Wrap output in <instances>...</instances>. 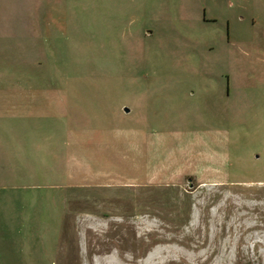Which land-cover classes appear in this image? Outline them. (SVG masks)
Segmentation results:
<instances>
[{"label": "rangeland", "instance_id": "obj_1", "mask_svg": "<svg viewBox=\"0 0 264 264\" xmlns=\"http://www.w3.org/2000/svg\"><path fill=\"white\" fill-rule=\"evenodd\" d=\"M251 99L264 108V0H0L11 264H264ZM231 103L233 153L261 162L235 158L229 182L150 178L161 152L212 168Z\"/></svg>", "mask_w": 264, "mask_h": 264}, {"label": "crops", "instance_id": "obj_2", "mask_svg": "<svg viewBox=\"0 0 264 264\" xmlns=\"http://www.w3.org/2000/svg\"><path fill=\"white\" fill-rule=\"evenodd\" d=\"M228 92L226 94L227 97H229V88L227 86ZM247 99L248 95H247ZM251 104V107H247L246 114L247 116H253V112L259 114L262 113L264 115V108H256L253 105V99L250 100L249 102ZM248 106V105H247ZM235 107V108H234ZM231 116L229 120L227 119V127L220 128L217 131H220V133L223 135L221 137H216L217 141L212 145V147L206 148L203 147V151H205L207 161L206 163H212V168L210 167L209 170L208 167L205 169H196L197 167H191V163H184L182 168H179V161L174 162L172 159L169 160H162V152L160 153L161 158H157L155 163L149 162L150 165L153 167L156 165V169L152 172V176L150 177L152 180L155 179H168V180H173V179H178V180H184L185 178L188 179H194V180H202L205 181V179H208L210 177L202 176V177H197V175H204V172L211 174L212 177L211 179L214 180V182H229L232 181L231 176V166L233 164V160L236 158H240L242 161H247V164H254L257 162H261L260 155L255 154L254 152L249 153V151H245L246 154H242L239 156H236V154L233 153L232 151V143L233 140L236 139V136L238 138V128H237V121L239 119L238 113H237V106L236 104H232L229 108V113ZM261 115V114H260ZM235 123V126H232V123ZM8 131V128H5V132ZM10 132H12L10 130ZM226 136V137H225ZM223 137H225L223 139ZM199 154V153H198ZM12 156V154L10 155ZM10 156L7 157V154L5 153L4 160L0 158V168L3 170H7V165L10 160ZM159 156V157H160ZM164 157V156H163ZM191 158H193L191 156ZM201 158L204 159V157L201 155ZM262 158L264 159V154L262 152ZM260 159V160H259ZM199 170V171H198ZM204 170V171H203ZM156 171V172H155ZM155 172V173H154ZM154 173V175H153ZM6 176V175H5ZM212 180V181H213ZM204 183V182H203ZM13 186L9 185H0V188L2 189H8ZM1 190V189H0ZM8 206H5L4 208L0 209V232H5L7 228H9V224L7 222V214L11 211L10 209L7 208ZM2 230V231H1ZM7 237L1 236L0 239V264H11V261L14 260V258H11L10 252L11 250L8 249V244H7Z\"/></svg>", "mask_w": 264, "mask_h": 264}, {"label": "water", "instance_id": "obj_3", "mask_svg": "<svg viewBox=\"0 0 264 264\" xmlns=\"http://www.w3.org/2000/svg\"><path fill=\"white\" fill-rule=\"evenodd\" d=\"M126 111H128V110L126 109Z\"/></svg>", "mask_w": 264, "mask_h": 264}]
</instances>
